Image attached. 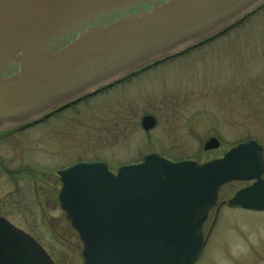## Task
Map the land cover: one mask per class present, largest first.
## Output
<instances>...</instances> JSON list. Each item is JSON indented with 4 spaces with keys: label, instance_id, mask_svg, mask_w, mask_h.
Here are the masks:
<instances>
[{
    "label": "water",
    "instance_id": "water-1",
    "mask_svg": "<svg viewBox=\"0 0 264 264\" xmlns=\"http://www.w3.org/2000/svg\"><path fill=\"white\" fill-rule=\"evenodd\" d=\"M264 0H0V130L36 123L128 75L207 40ZM155 126L144 117L141 127ZM210 138L204 151L216 150ZM263 151L254 141L203 164L156 154L122 166L59 171L58 202L82 244V264H194L218 190L256 183L229 202L264 209ZM261 201V203H260ZM0 264H54L0 218Z\"/></svg>",
    "mask_w": 264,
    "mask_h": 264
},
{
    "label": "rangeland",
    "instance_id": "rangeland-1",
    "mask_svg": "<svg viewBox=\"0 0 264 264\" xmlns=\"http://www.w3.org/2000/svg\"><path fill=\"white\" fill-rule=\"evenodd\" d=\"M147 116L155 126L144 131ZM0 131V217L54 264H82L79 238L55 203L57 171L99 162L115 174L150 154L202 164L251 140L264 150V6L43 122ZM210 138L219 148L205 152ZM239 186L224 188L221 200ZM202 232L208 240L195 264H236L239 253L250 258L244 248L264 249V214L213 209Z\"/></svg>",
    "mask_w": 264,
    "mask_h": 264
},
{
    "label": "flooded vegetation",
    "instance_id": "flooded-vegetation-1",
    "mask_svg": "<svg viewBox=\"0 0 264 264\" xmlns=\"http://www.w3.org/2000/svg\"><path fill=\"white\" fill-rule=\"evenodd\" d=\"M53 115V114H52ZM52 115H48L47 117H45V119H43L42 121L40 122H43L45 120H47L48 118H50ZM32 125H36V124H32ZM32 125H29V126H26V127H21V128H18V129H15V130H12V131H20V130H25L26 128H29L30 126ZM1 132V131H0ZM10 132V131H9ZM224 155V154H223ZM223 155L221 157H223ZM221 157H219L218 159H220ZM263 181H264V174H263V177H262ZM57 182L59 183V185L61 186L60 184V179L57 177ZM256 182L255 181H252V182H248V183H231V184H228V185H225L223 186L219 192H218V198H217V203H216V206L214 209H217L219 210L220 208H225L227 210H237V211H243V212H250V213H254V214H264V209H261V210H249V209H246L240 205H237V206H230L229 205V201L242 189H245V188H249V187H252ZM241 185L239 186L234 192L231 193V195L228 197V198H223L221 200V192L224 188H226L227 186L229 185ZM60 188V187H59ZM59 191V189H58ZM258 192H259V197L261 198V196H263L264 194V190L263 189H258ZM57 195H58V192H57ZM221 200V201H220ZM58 206V208L60 209L59 207V204L57 202V197H56V202H55ZM261 203V201H260ZM211 212V211H210ZM208 219V218H207ZM207 222V221H206ZM203 238H204V245H205V241L208 240L207 236L205 237L203 235ZM207 239V240H206ZM252 246V245H251ZM204 247V246H203ZM244 251H247L245 254H247L248 256H250V258L246 261H241V258L244 256L242 255V253H239L238 255H236L237 259H236V264H264V249H255L253 247H250L249 249H245L244 248ZM241 254V255H240ZM235 257V258H236ZM235 261V259H234Z\"/></svg>",
    "mask_w": 264,
    "mask_h": 264
},
{
    "label": "trees",
    "instance_id": "trees-1",
    "mask_svg": "<svg viewBox=\"0 0 264 264\" xmlns=\"http://www.w3.org/2000/svg\"><path fill=\"white\" fill-rule=\"evenodd\" d=\"M226 31H227V30H226ZM226 31H224L223 33L219 34L218 36L223 35Z\"/></svg>",
    "mask_w": 264,
    "mask_h": 264
}]
</instances>
